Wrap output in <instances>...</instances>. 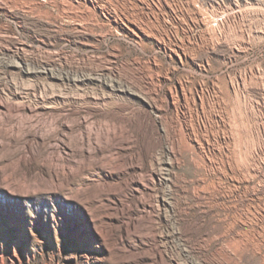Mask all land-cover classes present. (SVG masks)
I'll list each match as a JSON object with an SVG mask.
<instances>
[{
	"label": "rangeland",
	"instance_id": "1",
	"mask_svg": "<svg viewBox=\"0 0 264 264\" xmlns=\"http://www.w3.org/2000/svg\"><path fill=\"white\" fill-rule=\"evenodd\" d=\"M0 264H264V0H0Z\"/></svg>",
	"mask_w": 264,
	"mask_h": 264
},
{
	"label": "bare ground",
	"instance_id": "2",
	"mask_svg": "<svg viewBox=\"0 0 264 264\" xmlns=\"http://www.w3.org/2000/svg\"><path fill=\"white\" fill-rule=\"evenodd\" d=\"M41 94V93H40ZM35 95V94H34Z\"/></svg>",
	"mask_w": 264,
	"mask_h": 264
}]
</instances>
